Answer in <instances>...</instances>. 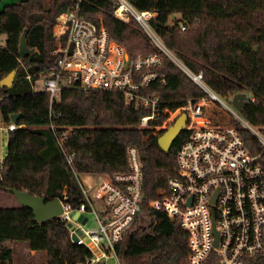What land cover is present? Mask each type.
<instances>
[{"label": "trees", "instance_id": "trees-1", "mask_svg": "<svg viewBox=\"0 0 264 264\" xmlns=\"http://www.w3.org/2000/svg\"><path fill=\"white\" fill-rule=\"evenodd\" d=\"M76 1L24 0L4 7L0 13V38L5 36V45L0 39V81L17 69L12 86L0 87V122L6 127L11 124V115H21L17 128L8 132L7 156L0 164V191L16 188L48 200L62 199L65 194L68 203L76 207L82 196L75 174L125 173L126 150L134 146L142 166L140 214L146 210L150 224L148 231L136 228L125 233L116 247L119 261L186 264L184 232L162 211L151 209L148 201L167 191V181L176 171V151L187 138L186 131H181L167 152L159 148L157 138L164 129L157 128L167 117L161 110L175 112L186 100H198L204 93L166 57L159 70L165 83H154L148 89V94L160 96V111L145 128L139 127V122L150 111L125 105L118 94L73 89L62 92L60 103L54 107V113H60L61 118L54 119V123L75 129L65 144L66 152L75 154L72 167L67 166L49 129L48 95L32 93L21 65L29 73L49 69L55 60L51 55L56 47L54 24ZM128 1L139 11L157 13L151 22L155 33L190 73L202 75L210 90L224 98L250 94L255 103H247L241 116L264 136V0H153L152 4L148 0ZM114 9L111 0L80 3V15L102 24L130 57L155 53V47L135 21L125 23L116 19ZM175 15L179 18H174ZM185 23L190 26L182 31L180 25ZM26 28L28 46L36 52L20 59L18 43ZM236 129L246 149L259 155L258 163L264 169L263 146L245 129L238 126ZM17 243L45 254V264H66L69 230L59 218L39 224L33 221L28 209L0 208V264H13V246ZM144 256L147 258L141 262ZM251 264H264V258L258 256Z\"/></svg>", "mask_w": 264, "mask_h": 264}, {"label": "built area", "instance_id": "built-area-1", "mask_svg": "<svg viewBox=\"0 0 264 264\" xmlns=\"http://www.w3.org/2000/svg\"><path fill=\"white\" fill-rule=\"evenodd\" d=\"M111 2L114 17L125 23L135 21L155 47V53L130 57L102 24L80 15L81 0H77L56 19V47L51 53L55 60L49 69L29 73L21 65L32 93L48 95L49 129L66 165L72 167L74 162L75 154L67 153L65 144L75 129L54 123V119L61 118L60 113H54V107L60 103L62 92L73 89L118 94L125 105L150 111L139 122V127L145 128L160 111V96L148 94V89L154 83H165L159 70L166 57L204 96L186 100L180 108L186 115L182 131H186L187 138L176 151V171L167 181V191L151 198L149 207L162 211L184 232L186 264H251L258 256L264 258V169L258 163L259 155L246 149L236 127L248 131L264 148L263 134L232 107V97L223 103L203 83L201 74L190 73L166 48L151 27L156 12L139 11L128 0ZM187 26L181 24L180 28L185 31ZM244 94L246 104L255 103L254 98ZM166 111L161 113L165 115ZM215 120L221 123L215 124ZM16 128L12 123L6 127L0 123V130L12 132ZM126 158L125 173L75 174L82 196L76 207L68 203L65 194L58 198L62 206L59 219L71 226L69 246L82 252L81 264H121L116 247L140 214L143 199L138 149L128 147ZM3 159L0 155V164Z\"/></svg>", "mask_w": 264, "mask_h": 264}, {"label": "water", "instance_id": "water-1", "mask_svg": "<svg viewBox=\"0 0 264 264\" xmlns=\"http://www.w3.org/2000/svg\"><path fill=\"white\" fill-rule=\"evenodd\" d=\"M27 33H28V29L26 28L23 30L19 38L18 57L20 59H25L31 54H34L36 52L35 48H29L28 46ZM16 75H17V69L10 72L6 77H4L0 81V87L10 88L15 80ZM245 98L246 96L244 93H239L232 97L230 103L234 109H236L238 112H241L246 105ZM20 117H21L20 114L11 115L10 116L11 123L17 125ZM185 121H186V115L184 113H180V115L172 122V124L168 126V128L164 129V132L157 138V144L163 152H167L169 150L173 141L184 129ZM1 135H3L5 138V146L2 152L0 150V155L2 158H6L8 132L6 130H0V136ZM6 193L12 195L16 199V202L20 207L30 210L33 214V221L36 223L39 224L46 223L55 218H59V216L62 214V206L58 198L48 200L44 196L32 195L27 191L17 190L16 188L8 189ZM77 217L78 215L75 214L74 219H76ZM70 227L71 226L68 225L67 228ZM71 239L74 242L77 241L74 235L71 236ZM109 263L113 264L114 262L112 261Z\"/></svg>", "mask_w": 264, "mask_h": 264}, {"label": "rangeland", "instance_id": "rangeland-1", "mask_svg": "<svg viewBox=\"0 0 264 264\" xmlns=\"http://www.w3.org/2000/svg\"><path fill=\"white\" fill-rule=\"evenodd\" d=\"M24 0H1L0 2V13L4 10V7L6 6H11L13 4H16L18 2H21ZM151 4L153 2V0H148ZM174 18L178 19L179 15H175ZM98 19H100V17L98 16ZM170 18V22H171ZM129 22V21H128ZM190 25H188L189 27ZM187 27V28H188ZM1 43L2 45H5V36H1ZM39 86V85H38ZM247 96L250 97V94L247 93ZM220 100L223 103L229 102V99L224 98L219 96ZM176 113V116L174 118L173 117L174 113ZM175 112H170L169 110L165 112V115L167 117H165L163 119V123L161 127H158L157 130H163L168 128V126H170L172 124V122L180 115V113H182L180 111V109L176 110ZM219 113V111H218ZM221 117H223V113L220 112L219 113ZM171 120V121H170ZM170 121V122H169ZM169 123V124H168ZM149 202V201H148ZM18 203L16 202V199L6 193V192H2L0 191V208L3 207H18ZM149 206V203H148ZM92 222H94V218L93 216L91 217ZM150 224V219L148 217V212L146 210H142L141 214L138 216V218L135 220V222L133 223V225L131 226V228L128 231V234L130 232H133L136 228H141L144 229L146 231H148V227ZM34 253H30L28 251L27 245L24 243H17L15 244V246H13V264H45V254H34ZM82 252H80L77 249H73L68 245V258L66 261V264H81V260H82ZM147 258V256H144L141 258V262H144L145 259Z\"/></svg>", "mask_w": 264, "mask_h": 264}, {"label": "crops", "instance_id": "crops-1", "mask_svg": "<svg viewBox=\"0 0 264 264\" xmlns=\"http://www.w3.org/2000/svg\"><path fill=\"white\" fill-rule=\"evenodd\" d=\"M4 146H5V138H4V136L3 135H1L0 136V150H1V152H2V150H3V148H4ZM14 246H15V244H14ZM30 253H36V252H33V251H30V250H28ZM33 254V255H34ZM37 254V253H36Z\"/></svg>", "mask_w": 264, "mask_h": 264}, {"label": "clouds", "instance_id": "clouds-1", "mask_svg": "<svg viewBox=\"0 0 264 264\" xmlns=\"http://www.w3.org/2000/svg\"><path fill=\"white\" fill-rule=\"evenodd\" d=\"M1 123V122H0Z\"/></svg>", "mask_w": 264, "mask_h": 264}]
</instances>
